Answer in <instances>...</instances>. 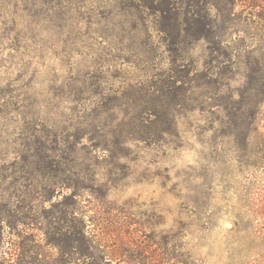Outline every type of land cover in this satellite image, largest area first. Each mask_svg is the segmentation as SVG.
I'll use <instances>...</instances> for the list:
<instances>
[{"label":"rangeland","instance_id":"rangeland-1","mask_svg":"<svg viewBox=\"0 0 264 264\" xmlns=\"http://www.w3.org/2000/svg\"><path fill=\"white\" fill-rule=\"evenodd\" d=\"M92 1L103 11L113 5L112 0ZM229 8L224 19L214 7L210 12L218 15L223 49L233 56L218 62L205 41L188 49L194 69L208 72V79L217 77V81L205 85L204 95L197 94L196 109L180 118L179 145L132 143L127 157L112 163L100 158L96 171L81 172L80 180L91 186L83 191L80 202V210L86 211V217L92 216L88 230L97 234L101 225L107 227L99 236L101 243L106 249L121 245L126 264H226L231 241L250 238L247 229L237 232L233 221L239 206L259 203L264 167L238 163L235 142L221 132L226 120L224 102L230 106L246 81L244 54H264V0H233ZM149 33L157 56L154 62L165 68L167 53L161 35L153 28ZM62 38L59 29L44 20L40 3L0 0V202L2 196L8 197L15 213L31 216L27 238L17 234L21 225L4 228L0 264H65V256L47 244L55 233L54 218L46 217L50 210L55 211L51 203L30 202L26 196L17 202L15 197L33 193L41 185L20 177L24 171L17 152L23 148V133L28 128L25 116L60 121L70 106L63 83L88 71L104 76L102 86L113 95L139 73L121 61L97 70L88 48ZM218 67L222 76L215 73ZM258 126L264 133V106ZM6 174L12 177L5 178ZM61 198L57 196L53 202ZM117 226L123 241L107 242ZM32 236L34 240H30ZM30 246H34L32 250H28ZM96 261L74 258L69 264H117L105 258Z\"/></svg>","mask_w":264,"mask_h":264},{"label":"trees","instance_id":"trees-1","mask_svg":"<svg viewBox=\"0 0 264 264\" xmlns=\"http://www.w3.org/2000/svg\"><path fill=\"white\" fill-rule=\"evenodd\" d=\"M30 1L32 5L40 3L44 20L59 29L65 36L64 42L88 48L95 69L121 61L134 66L139 73L113 95L102 86L104 76L88 71L63 83V88H68L70 106L60 121L26 115L25 141L17 152L24 171L20 177L30 184L35 181L41 185L33 193L15 197L17 202L24 201L26 196L30 202L51 203L55 211L50 210L46 217L54 218L55 233L47 244L65 256V264L74 258L95 262L105 258L107 262L126 264L121 245L106 249L101 243L99 236L106 233L107 227L101 225V233L97 234L88 230L92 216L86 217V211L80 210V202L83 191L91 186L80 180L81 172L96 171L101 159L112 163L127 157L132 143L179 145L180 118L196 109L197 94L204 95L205 85L217 81V77L209 80L208 72L194 69L187 58L188 49L198 41H205L210 54H217L215 60L233 56L223 49L218 15L210 12L214 7L224 19L233 0H112L113 5L107 11L93 6L92 0ZM150 28L161 35L167 53L165 68L154 62L157 56ZM243 59L248 68L246 81L230 106L224 102L226 120L221 133L235 142L238 163L259 168L264 167V133L258 126L264 106V54L248 52ZM221 69L218 67L215 73L222 76ZM68 172L74 176L67 175ZM258 194L262 195L258 204L237 208L233 228L237 232L247 229L250 238L231 241L226 264H264V191ZM57 196L62 198L53 202ZM12 204L10 198L1 197L0 235L4 228L16 224L23 226L18 236L27 238L26 225L31 216L15 213ZM111 234L113 239L110 237L107 242L123 241L120 226L111 230ZM30 240H34L33 236ZM236 243L238 251L234 252Z\"/></svg>","mask_w":264,"mask_h":264}]
</instances>
